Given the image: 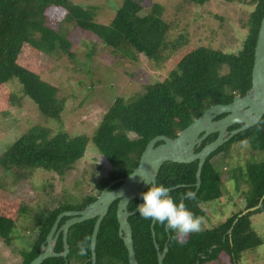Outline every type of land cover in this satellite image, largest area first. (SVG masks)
I'll use <instances>...</instances> for the list:
<instances>
[{
	"label": "trees",
	"instance_id": "trees-1",
	"mask_svg": "<svg viewBox=\"0 0 264 264\" xmlns=\"http://www.w3.org/2000/svg\"><path fill=\"white\" fill-rule=\"evenodd\" d=\"M189 1L202 5L210 0ZM251 2L255 8L247 22L248 34L242 48L231 53L195 45L184 30L170 40L173 22L166 19L165 6L160 2H153L145 11L142 0H123L113 19L104 23L97 19L100 6L75 0H0V115L9 114L11 105H20L21 99L29 96L46 118H61L66 100L59 96L58 86L43 75L53 71L64 55L74 58L71 39L74 29L90 32L115 53L129 56L133 61L145 55L150 60L167 58L176 64L166 79L146 85L136 96L128 100L117 97L93 135L70 134L64 130L53 132L51 126L38 124L19 136L0 156V167L9 172L15 182L29 178L38 168L65 176L85 156L90 142L96 145L110 166L108 174L101 176L95 184L97 193H87L79 202H62L49 211L39 228L38 240L30 248L20 250L23 259L17 264H29L39 254L41 244L60 213L83 209L113 181L131 173L152 138L160 134L175 137L208 107L229 103L236 95L247 92L252 86L255 47L264 16V0ZM12 81L20 84V96L8 89ZM216 136V133L211 134L202 146ZM239 141H247L252 148L264 153V117L207 158L201 175L202 184L194 195L188 194L197 188L198 160L165 162L157 183L168 188L181 184L171 189V195L177 202L184 197H193L185 198L184 203L197 216L204 217L203 203L219 199L225 189L223 171L215 165L213 158L225 149L229 151L228 148ZM232 167L236 187L239 189L243 182L246 184L243 189L245 206L217 226L189 234L184 243L177 242L175 232H170L166 224L155 222L160 251H164L166 244L168 246L164 264H243V254L264 243L252 219L255 213L264 211V156L259 161ZM4 190V185L0 184V238L11 245L15 239L13 230L27 208L20 197L7 195ZM261 200L256 210L239 217ZM141 202V196L133 199L129 210H134ZM117 208L118 200L111 205L101 223L96 242V264H130L128 249L119 234ZM67 218L63 217L61 224ZM96 219L71 226L67 258L50 257L42 264H92L91 237ZM129 220L139 264H159L152 220L142 218L138 212ZM63 248L60 237L56 251Z\"/></svg>",
	"mask_w": 264,
	"mask_h": 264
},
{
	"label": "rangeland",
	"instance_id": "rangeland-1",
	"mask_svg": "<svg viewBox=\"0 0 264 264\" xmlns=\"http://www.w3.org/2000/svg\"><path fill=\"white\" fill-rule=\"evenodd\" d=\"M75 1L100 6L97 19L107 23L113 19L123 0ZM142 1L145 11L153 2L165 6V17L173 22L170 40L184 30L195 45L231 53L242 48L249 30L247 22L255 8L251 0H210L202 5L189 3V0ZM71 39L74 58L64 55L53 71L43 75L44 79L58 86L59 96L66 100L61 118H46L29 96L21 99L20 105H11L9 114L0 115V156L19 136L38 124L51 126L53 132L64 130L70 134L93 135L117 97L128 100L136 96L146 85L166 79L176 67L175 61L167 58L155 61L140 55L137 61H133L129 56L115 53L88 31L74 29ZM8 89L17 92L18 96L22 93L17 81H12ZM228 150L213 158L215 165L223 171L225 189L219 199L203 203L206 211L202 217L203 229L217 226L246 204L243 196L246 184L243 182L239 189L236 187L232 166L259 161L264 156L247 141L233 143ZM109 169L93 142L89 143L85 156L75 169L65 176L38 168L29 178L15 182L14 177L0 167V184L4 185V191L7 195L20 197L27 208L13 230L15 239L11 245L0 238V264L20 262L23 259L20 250L33 245L49 211L62 202H79L87 193H97L95 184L101 176L108 174ZM252 219L264 240V211L255 213ZM73 259L80 261L79 258ZM241 263L264 264V243L245 252Z\"/></svg>",
	"mask_w": 264,
	"mask_h": 264
},
{
	"label": "water",
	"instance_id": "water-1",
	"mask_svg": "<svg viewBox=\"0 0 264 264\" xmlns=\"http://www.w3.org/2000/svg\"><path fill=\"white\" fill-rule=\"evenodd\" d=\"M222 114L225 115L218 118ZM263 117L264 16L262 18L255 47L252 86L247 92L244 95H236L229 103H219L208 107L199 117L175 137L160 134L152 138L142 152L139 164L131 173L112 182L100 192L94 201L87 204L83 209L67 210L58 215L46 239L47 244L45 245L44 243L39 255L29 264H42L44 260L50 257H66L70 251L68 234L71 226L91 218H97L91 237L92 256L90 258L92 264H96V242L100 226L111 205L116 200H119L117 208L119 234L123 238L128 249L129 262L130 264H139L134 246L133 229L129 220V217L137 213L138 209L135 208L130 211L128 206L133 199L140 197V194L148 189L149 185L143 182V178L147 181L157 183L158 174L165 162L191 163L198 160L197 188L195 192L188 194L194 195L198 192L202 184L201 175L207 158L236 134L258 124ZM236 123H241L242 126L229 131L228 128ZM213 133H218L217 138L202 146L203 142ZM198 148L201 149L197 151ZM117 182L121 183L118 186L111 188V186ZM180 185L181 184H178L169 188L171 190ZM261 203L262 200L258 205L243 211L239 217L245 215L249 211L256 210ZM64 216H69V218L59 226ZM154 224L155 222L152 221V233L158 249V261L159 264H164V258L168 251V246L166 244L164 251H160L159 245L156 241ZM232 229L233 227L230 229V232H232ZM61 232L63 233L64 250L62 252H57L55 251V248Z\"/></svg>",
	"mask_w": 264,
	"mask_h": 264
},
{
	"label": "clouds",
	"instance_id": "clouds-1",
	"mask_svg": "<svg viewBox=\"0 0 264 264\" xmlns=\"http://www.w3.org/2000/svg\"><path fill=\"white\" fill-rule=\"evenodd\" d=\"M143 182L148 184L149 187L140 194L143 202L136 206L142 218L152 220L153 222H159L160 224H166L170 232H175L176 235L174 238L179 243H184L189 234L202 231L203 218L197 216L186 206L184 203L185 198H181L180 201L177 202L171 195L170 188L164 184L150 182L144 178ZM61 225L60 222L59 226Z\"/></svg>",
	"mask_w": 264,
	"mask_h": 264
},
{
	"label": "flooded vegetation",
	"instance_id": "flooded-vegetation-1",
	"mask_svg": "<svg viewBox=\"0 0 264 264\" xmlns=\"http://www.w3.org/2000/svg\"><path fill=\"white\" fill-rule=\"evenodd\" d=\"M224 115H225V114H224ZM224 115L219 116L218 118L223 117ZM238 124H239V125H238ZM236 125H238V126H236ZM240 126H242L241 123H236V124L230 126V127L228 128V130H229V131H232V130H234V129H236V128H239ZM213 134H214V133H213ZM216 134H217V136H218V133H216ZM217 136H216V138H217ZM231 139H232V138H231ZM231 139H230V140H231ZM221 152H222V151H221ZM115 181H116V180H115ZM113 182H114V181H113ZM108 186H109V185H108ZM118 201H119V200H118ZM68 218H69V216H68ZM68 218H67V219H68ZM67 219H66V220H67ZM38 237H39V234L37 235V237H35V240H34L33 244L36 243V241L38 240ZM60 237H62V239H63V233H62V232H61V234H60ZM60 237H59V239H58V243H59ZM46 239H47V238H46ZM63 242H64V241H63ZM44 243H45V245L47 244L46 240H45V242H43V243L41 244V248H40V250L42 249V246L44 245ZM58 243H57V244H58ZM56 246H57V245H56ZM63 250H64V249H62V251H63ZM55 251H56V248H55ZM62 251H57V252H62ZM39 253H40V252H39ZM69 253H70V251H69ZM69 253H68V254H69ZM68 254H67V255H68ZM38 255H39V254H38ZM38 255H37V256H38ZM37 256H36V257H37ZM36 257H35V258H36ZM67 257H68V256H66L65 258H67ZM32 260H33V259H32Z\"/></svg>",
	"mask_w": 264,
	"mask_h": 264
}]
</instances>
